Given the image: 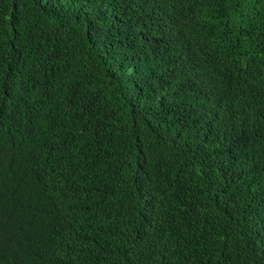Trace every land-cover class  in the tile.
I'll list each match as a JSON object with an SVG mask.
<instances>
[{"label": "trees", "instance_id": "16d2710c", "mask_svg": "<svg viewBox=\"0 0 264 264\" xmlns=\"http://www.w3.org/2000/svg\"><path fill=\"white\" fill-rule=\"evenodd\" d=\"M0 264H264V0H0Z\"/></svg>", "mask_w": 264, "mask_h": 264}]
</instances>
